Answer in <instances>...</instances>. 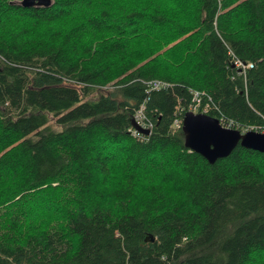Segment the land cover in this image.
<instances>
[{
    "label": "trees",
    "instance_id": "trees-1",
    "mask_svg": "<svg viewBox=\"0 0 264 264\" xmlns=\"http://www.w3.org/2000/svg\"><path fill=\"white\" fill-rule=\"evenodd\" d=\"M193 91L264 131V0H0V264H264V153L186 148Z\"/></svg>",
    "mask_w": 264,
    "mask_h": 264
},
{
    "label": "water",
    "instance_id": "water-1",
    "mask_svg": "<svg viewBox=\"0 0 264 264\" xmlns=\"http://www.w3.org/2000/svg\"><path fill=\"white\" fill-rule=\"evenodd\" d=\"M48 3L49 0H20L23 7ZM132 125L139 132L148 133L147 129L139 127L135 122ZM180 127L184 146L198 153L208 163L225 157L237 144L264 153V131L224 127L217 118L191 110L182 114ZM144 240L151 241V235H147Z\"/></svg>",
    "mask_w": 264,
    "mask_h": 264
},
{
    "label": "built area",
    "instance_id": "built-area-1",
    "mask_svg": "<svg viewBox=\"0 0 264 264\" xmlns=\"http://www.w3.org/2000/svg\"><path fill=\"white\" fill-rule=\"evenodd\" d=\"M149 84L154 87V88H158V87H164L165 86V83H162V82H159V81H151L149 82ZM198 92L197 91H193L192 92V98H191V101H192V107H190V110L191 111H194V108L197 107L198 103H199V99H198ZM179 122L181 123V119L180 121L178 119H174L173 121V124L175 126H177L179 124ZM220 124L224 127H229V128H233L231 126V123L230 122H226V123H223L222 121H220ZM135 124H137L139 127H142V128H145L149 131V128L151 126V124L146 120V121H141V118L140 117H137L136 120H135ZM131 134L133 136H136V137H141L145 134L143 133H140L139 131H137L135 128H133L131 130Z\"/></svg>",
    "mask_w": 264,
    "mask_h": 264
},
{
    "label": "rangeland",
    "instance_id": "rangeland-1",
    "mask_svg": "<svg viewBox=\"0 0 264 264\" xmlns=\"http://www.w3.org/2000/svg\"><path fill=\"white\" fill-rule=\"evenodd\" d=\"M193 112H195V111H193Z\"/></svg>",
    "mask_w": 264,
    "mask_h": 264
}]
</instances>
